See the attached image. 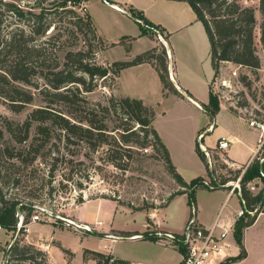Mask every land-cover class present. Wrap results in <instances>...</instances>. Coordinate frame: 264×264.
I'll use <instances>...</instances> for the list:
<instances>
[{"label":"rangeland","instance_id":"obj_1","mask_svg":"<svg viewBox=\"0 0 264 264\" xmlns=\"http://www.w3.org/2000/svg\"><path fill=\"white\" fill-rule=\"evenodd\" d=\"M52 1L0 0V17L4 20V25H9V21L16 22V17L3 6L5 2H12L17 6L24 7L26 10L30 8L29 6H34L35 4H40V6L51 9L53 11L51 16L54 17L56 28L54 29V26H52L48 33L49 35H57V38L64 42V50L61 49L58 53L61 60H63L66 50L85 49L87 45L81 37H79L77 45H74L75 38L71 31H75L76 29L70 23L72 14L64 11V8L61 7L56 9L57 5L55 8L52 7ZM242 3L259 6V0H242ZM68 5V8H73L83 17L91 14V19L100 35L98 31L97 34L101 37L100 41H90V48L94 52L95 61L98 64L112 68L114 62L109 59H112L111 57H119L121 54L118 49L113 48L114 45L110 41L116 42L124 35L136 36L140 32L138 24L133 19L120 15L104 0L91 2L89 8L86 2L80 1L77 3L69 2ZM41 8L37 7L36 11H40ZM124 9L129 11L127 7ZM256 17L257 53L261 60V68L258 69L257 74L252 72V76L258 79L260 81L259 85H261L264 82V50L258 40L261 22V15L258 9ZM153 38L159 39V33H153ZM149 42L148 39L136 42L134 50L138 52L142 51L148 46ZM121 43L124 46L128 44L127 40H123ZM180 43L176 38L170 39L169 46L166 38L163 36V40L159 39L157 46L160 51H166L168 62L171 61L169 52L173 53L176 68L178 67V69L182 65L181 56L183 54L179 46ZM191 52L192 57L190 62L194 68H198L201 63L202 44L195 43L191 48ZM226 75L228 76V74ZM116 76L112 73L107 79H97L95 89L92 92L86 93L87 98L90 101L98 102L115 95L113 89L115 87ZM218 76L219 70L215 73V77L211 82V91L216 96L217 91L223 97L219 102L229 108L230 104L227 99L231 96L230 91L219 88ZM256 90L257 92H261V95L264 97V89L257 88ZM256 90L251 88L244 91L239 88L240 92L244 91L243 94L245 93L246 95L247 93L249 96V99L243 100V102H247L248 107V111L243 112V114L249 116V120L264 121V110L257 107L256 99H254V96L257 95ZM40 105H43V101L38 93H36L34 101L20 112L11 110L8 104L3 99H0V146H9L11 150L18 153L23 152L30 141L34 142L35 147H40L43 144L44 139L42 135L37 133L36 123H34L31 129L29 143H17L7 130L8 121L15 124L23 123L32 109ZM154 108L156 111V117L153 121L154 127L167 133L175 145H179L183 140H187L189 133L190 135L192 134L190 130L192 129L191 121L193 119L198 123V129L201 128L204 139L200 140L198 138L196 140L195 138L192 140L190 138L191 149L188 169L193 171L202 169L208 173V178L202 177V183L203 181H207L208 184L205 183L206 186L210 188L215 186L211 172L221 184L231 185L230 182H235L241 176L246 167H234L226 159L225 152L214 147L218 141L217 137L219 133L218 130L210 132L214 126L209 130L206 129L210 123H213V117L205 111L207 105L203 106L205 110H196L193 113L194 116H192V111L187 107L181 106L172 100L163 105H157V108ZM163 109L167 114L164 115L161 112ZM250 112H253V114ZM117 123L111 122L110 125L114 126ZM251 129H253V134L261 137L260 129L253 127ZM111 133L117 134L114 131ZM59 134L58 131L54 132L50 142L41 148L42 156H39L33 165H24L16 158L0 155V165L4 174L2 185L4 196L8 199L16 198L22 203L27 204V206L34 205L32 215L37 214L43 218V221L33 226L30 232L32 237H44L50 242V245H53L51 253L55 259V264H65V260L68 261L67 256L61 248L63 246H69L75 253H80L83 249L121 255L132 252L135 248H143L144 245H148L149 243L131 242L126 237H123V240L120 242L112 243L107 236L99 237L97 234H105L103 231H107L108 227H110V230L112 229V237L119 236L115 232L118 229L140 230L143 231L142 233L145 237L146 234H156L159 231L155 228L154 220L150 213L159 211L167 203L172 193L181 190L178 183L168 173L161 159V153L153 148L140 149L134 146V160L131 163L130 169L127 172H123L107 162L106 158H104L105 149L101 148L99 152L94 153L89 150L85 143L66 146L64 141H60ZM201 144L209 148L212 161V167L208 164L209 169L206 167V162L201 159L202 157L198 148L200 147L203 150ZM206 161L208 162L207 156ZM228 179L230 180L227 181ZM246 186L252 195L264 192V181L260 178L248 182ZM208 187L200 186L195 192L198 206L200 205L199 209L206 217H210L213 208L225 196L224 193L218 191L219 189L224 190L223 187H216V189ZM225 187L228 191L229 188ZM240 187L241 191L236 190L235 195L229 201V207L230 205L246 207V204L242 203V199L238 195L239 192L242 194L241 182ZM253 187L255 188L253 189ZM101 198L107 200L103 202L92 201L78 208L77 217L84 218L85 222L92 225L95 224L94 222L97 219L107 221L104 222L107 224L96 227V231L93 233L85 232L86 229L76 230L74 227L66 226L64 218L74 220L70 214H72L76 205L82 203V201ZM111 200L116 201L119 205H123V208ZM128 204H132L134 207H144V209L135 210L129 208ZM253 208L250 207L248 209H252L251 211L255 212ZM26 212H28V209H22L20 206L18 223L15 230L9 231L0 228V264L5 260L6 251L11 243L15 242L16 238L22 240L23 243H28L25 240L26 229L22 228L19 231L20 214L25 215ZM189 213H191V206L189 205V196L187 194L186 198L179 197L174 201L166 211L160 214V218L164 221V227L174 231H181ZM250 215L252 216L253 214ZM243 217L246 220L248 219L246 216ZM48 218H51L52 221L47 222ZM235 236L234 230V238L236 240ZM230 241L235 246L236 241L234 242L232 238H230ZM249 245V259L244 264H264V219L260 220L252 230V238ZM35 246L38 247L37 245ZM38 248L42 249L43 247ZM233 249L235 252V247ZM240 251L239 247V253Z\"/></svg>","mask_w":264,"mask_h":264},{"label":"trees","instance_id":"obj_2","mask_svg":"<svg viewBox=\"0 0 264 264\" xmlns=\"http://www.w3.org/2000/svg\"><path fill=\"white\" fill-rule=\"evenodd\" d=\"M57 1L51 2L52 7L55 8L57 5L56 9L61 7L72 14L70 23L76 29L71 31L75 38L74 45H77L79 37L87 45L85 49L66 50L63 60L58 53L61 49L64 50V42L60 41L57 35L48 33L52 26L56 28L51 9L35 4L26 10L12 2L3 3L7 11L16 17V22L9 21V25H4V20L0 17V99H3L15 112H20L31 104L36 93L43 101V105L32 109L23 123L15 124L8 121L7 130L17 143H29L31 129L36 123L37 133L42 135L44 140L40 147H35L34 142L30 141L27 148L18 153L9 146H0V155L16 158L24 165H33L38 157L42 156L41 148L48 144L54 132L58 131L60 141H64L66 146L85 143L94 153L99 152L101 148L105 149L104 158L107 162L127 172L134 160V146L140 149L153 148L161 153V159L168 173L181 187V190L170 195L164 207L176 195L187 193L191 206L190 215L193 207L198 212L196 189L200 186H208L202 185V177L187 183L176 170L167 146L153 125L156 117L155 109L138 98L112 95L103 101L93 102L86 96V93L95 89L97 79H107L112 73L118 75L126 67L145 62L151 63L157 70L165 96L169 93L182 95L171 79L166 51L153 47L138 54L131 61H115L112 68L98 64L90 48V41H100L101 37L97 34L90 14L83 17L73 8H68L69 2L87 0ZM108 1L113 3L112 0ZM175 1L187 2L203 23L211 44V62L215 72L224 62H232L241 64L257 74L258 69L261 68V60L257 53L256 11L258 9L261 15L258 40L264 50V0H259L258 7L244 4L242 0ZM37 7L42 8L36 11ZM129 13L139 24L141 35L158 32L164 36L161 28L147 19L142 11L130 8ZM123 40L131 41L132 38L125 36L121 42ZM126 46L128 49L129 44ZM242 81L251 89L252 83L246 76H242ZM254 97L256 98V95ZM219 101L218 96L211 91L206 110L212 117L221 108ZM241 106H247V102H243ZM111 122L118 123L111 126ZM112 131L117 134H112ZM198 148L202 159L206 161L205 154L200 147ZM262 159L264 160V143L241 177V199L246 202L247 208L254 207L255 210L262 201L264 192L252 195L246 185L256 178L264 181ZM3 178L0 165V228L12 231L16 229L18 223L20 206L22 209H28L23 224H29L34 205L27 206L16 198H6L2 193ZM227 187L231 189L230 185ZM127 206L135 210L144 209V207H134L132 204ZM260 213H264V201L252 216L246 213L247 220L244 217L238 219L235 224V237L241 251L223 263L231 264L247 257L243 231L255 222ZM22 228L24 227L19 231ZM118 235L126 238L141 235L143 239L160 241L156 234H146L145 237L140 232L120 231ZM97 236L102 237L104 234ZM61 248L66 254H71L69 250ZM177 248L183 255L186 253L182 244ZM85 257L96 260L98 264H133L115 258L111 254L92 250H85ZM3 264H50V262L47 251L16 238L6 251Z\"/></svg>","mask_w":264,"mask_h":264},{"label":"crops","instance_id":"obj_3","mask_svg":"<svg viewBox=\"0 0 264 264\" xmlns=\"http://www.w3.org/2000/svg\"><path fill=\"white\" fill-rule=\"evenodd\" d=\"M97 2L98 0H87L86 5L89 8L91 2ZM103 1V0H101ZM112 4H108L114 11L119 13L122 16L130 17L135 22L136 20L131 16L129 11L124 9L134 8L136 10L142 11L147 19H149L152 23L159 26L164 33V37L168 45L170 46V39L176 38L181 42L179 44L180 48L183 51L181 56L182 65L176 68V61L174 59L173 53L169 52V57L171 61L168 62L170 75L174 79V84L182 95H176L173 93H169L168 95H164L163 85L161 83L159 74L155 67L148 62L141 63L138 65H133L122 69L118 75L116 76L115 87L113 92L116 96L119 97H130V98H138L143 100V102L149 106H154L157 108V105H163L166 102L172 100L175 103H179L181 106L187 107L193 113L196 110H205L203 106L209 103L210 92H211V82L215 77V70L212 66L211 62V44L207 32L203 23L198 19L197 14L193 10V8L185 1H175V0H112ZM90 13V12H89ZM91 16V14H90ZM137 23V22H136ZM138 24V23H137ZM139 26V24H138ZM97 28V27H96ZM140 28V26H139ZM98 31V29H97ZM99 33V31H98ZM100 35V33H99ZM128 36L131 37L132 40H127L129 44V48L124 46L121 43L123 37ZM148 39L150 42L147 47H145L142 51L138 52L134 50V44L140 40ZM160 39V38H159ZM159 39H154L153 34L141 35V29L138 35L129 36L124 35L120 38L119 41L113 42L110 41L111 44L114 45L113 48L118 49L120 52L119 57H111L109 59L112 62L115 61H131L138 54H141L145 51L152 49L153 47H157L159 44ZM106 40V39H105ZM195 43L202 44V55H201V63L198 68H194L193 64H191L190 59L192 57L191 48ZM170 49V47H169ZM203 65V66H202ZM153 107V108H154ZM155 109V108H154ZM209 113L207 110H205ZM163 114H167L164 109L161 111ZM158 114V112H157ZM249 116L243 114V112H237L228 108L224 105H221L219 112L214 116L213 123H210L206 129H209L211 125L214 126L213 130L210 132H215L218 130V137L220 139L225 137L231 141L230 147L225 150L226 159L236 168H243L249 166V164L255 158L258 147L260 137L253 134V129L249 125ZM192 129L190 130L192 134L189 133V138L187 140H183L179 145H175L173 143L172 138L165 132L160 129H156L162 138L163 142L167 146L171 160L179 172V174L183 177L184 181L190 183L192 180L203 177L208 178V173L204 172L202 169L199 171L189 170V153H190V138L194 140L198 139L199 134L201 133V128L198 129V123L195 122V119L192 121ZM190 142V143H189ZM216 144L214 145V147ZM202 159V158H201ZM203 160V159H202ZM205 161V160H203ZM206 164L208 163L205 161ZM208 169L209 166L207 164ZM245 168V169H246ZM244 169V170H245ZM243 170V171H244ZM212 174V172H211ZM215 176V175H214ZM229 186V184H225ZM224 190H218L224 193V198L222 201H219L216 206L213 208V211L210 217H206L204 213H201L198 202V215L197 218L199 222L204 225H211L218 215L221 216L222 220L229 224L235 223V214L239 210V205L229 207V201L235 195V191L226 190V187H223ZM214 189V188H213ZM216 189V188H215ZM240 196V194H238ZM187 193L176 195L167 206L159 209V211L151 212L150 215L153 218V222L155 224V228L159 231L164 232H173V233H181L184 230L185 224L190 217V213L187 215V219L183 224V229L181 231H174L172 229H168L164 227V221L161 220L160 214L166 211L179 197L186 198ZM241 198V196H240ZM107 199H92L82 202L74 208L72 217L75 222L82 223L88 225L90 227V231H85L88 233H93L96 231V227L107 224L104 220L97 219L94 225L85 222L84 218L77 217L78 208L82 207V205L87 204L92 201L103 202ZM113 201V200H111ZM197 201V199H196ZM117 203L116 201H113ZM123 208V205H119ZM130 208V207H129ZM98 217V216H97ZM264 219V213H260L255 222L246 227L243 233V243L247 250V257L241 261L231 263V264H244L249 259L250 255V245L249 242L252 238V230L258 224L260 220ZM39 224V222L31 221L28 224L27 233L25 234V240L28 243H32L37 245L38 247H43L42 249L46 250L49 255L50 264H55V259L51 253L53 245H50V242L47 241L44 237L36 238L32 237L31 231L34 225ZM3 229V228H2ZM112 230V229H111ZM110 227H108L107 231H103L104 236H107L112 243L120 242L123 240V236H115L112 237V231ZM120 231L126 232H140V230H125L118 229L115 230L117 234ZM131 242L135 243H149L148 245H144L143 248L138 247L135 248L132 252L124 253L121 255L111 254L108 252H102L105 254H111L115 258L127 260L133 264H180L183 258V254L176 247L168 246L160 241H154L150 239H143L141 235H137L134 237L126 238ZM236 241V240H235ZM139 246V244H138ZM71 252V254H64L68 259L65 260V264H98L96 260L92 258L85 257V250H81L80 253H75L69 246L64 247ZM172 249V250H170ZM63 250V249H62ZM93 251V250H92ZM101 252V251H98ZM234 256L239 254V245L235 242V252L233 249ZM4 261L1 262L3 264Z\"/></svg>","mask_w":264,"mask_h":264},{"label":"built area","instance_id":"obj_4","mask_svg":"<svg viewBox=\"0 0 264 264\" xmlns=\"http://www.w3.org/2000/svg\"><path fill=\"white\" fill-rule=\"evenodd\" d=\"M159 36L160 39L163 40V36L161 34H159ZM218 70L219 88L228 89L231 94V96L227 99L228 103L230 104L229 108H234L240 112L248 111L247 106H241L244 99H249L247 93L246 95L245 93L243 94V92L246 91V89H249V87L242 81V76H246L247 80L251 81V88H254L255 90L257 88L264 89V82L263 84L259 85L260 81L252 76V71L249 68L242 66L241 64L224 62ZM226 74H228V76ZM239 88L243 89L244 91L240 92ZM256 93L257 95L254 99H256L257 107L264 110V97L261 95V92H257V90ZM216 94L221 101L223 97L217 91ZM220 105H223V103L221 104L220 102ZM250 113L253 114V112ZM249 125L253 128L260 129L261 131V137L258 147L259 149L264 143V121H256L254 119H251L249 121ZM212 127L213 125H211L209 129H211ZM198 138L200 140L204 139L203 134L200 133ZM230 145L231 141L225 137H222L218 139L215 147L219 150L225 151L230 147ZM201 147L203 149V153L208 157V164L210 165V167H212L209 148L202 144ZM245 170L243 171V173L245 172ZM242 174L235 182H230L232 185V192H234L235 190L241 191L240 182ZM213 180L215 182V186L212 188H216L218 184H221L216 180L215 176ZM205 183L208 184L207 181H203L204 185ZM254 188L255 187H253V189ZM239 194L240 196H242L240 192ZM242 203L244 205L246 204L244 200H242ZM246 213L254 214L255 212L251 211L247 207L240 206L239 210L235 214L234 224L224 222L221 216L218 215L211 225H204L199 222L197 218L198 212L196 208L193 207L192 214L188 218L184 230L181 233L158 231L156 232V235L160 238V242L166 245L178 247L180 244H182L185 247L186 253L183 255L181 264H221L229 257L234 256L233 248L235 246L230 241V238H232L235 242V224L238 219L245 216ZM31 219V221L35 222L43 221V218L37 214L32 215ZM23 221L24 215L20 214L19 229L21 227H24L27 231L28 224H23ZM46 221L51 222L52 220L51 218H48ZM64 221L66 226L68 227H74L76 230L86 229L87 231H90V227L88 225L75 222L70 218H64Z\"/></svg>","mask_w":264,"mask_h":264},{"label":"water","instance_id":"obj_5","mask_svg":"<svg viewBox=\"0 0 264 264\" xmlns=\"http://www.w3.org/2000/svg\"><path fill=\"white\" fill-rule=\"evenodd\" d=\"M105 2H107L108 4H112L110 1H108V0H104ZM171 79H172V81H173V78L171 77ZM214 118V117H213ZM264 161V160H263ZM212 178H214V174L212 173ZM226 185L225 184H218L216 187L218 188V187H225ZM263 201H264V195H263V199H262V201L259 203V205L257 206V209L255 210V212L256 211H258V209L261 207V205H262V203H263ZM14 242H12L11 244H13Z\"/></svg>","mask_w":264,"mask_h":264},{"label":"bare ground","instance_id":"obj_6","mask_svg":"<svg viewBox=\"0 0 264 264\" xmlns=\"http://www.w3.org/2000/svg\"><path fill=\"white\" fill-rule=\"evenodd\" d=\"M173 81H174V79H173Z\"/></svg>","mask_w":264,"mask_h":264}]
</instances>
